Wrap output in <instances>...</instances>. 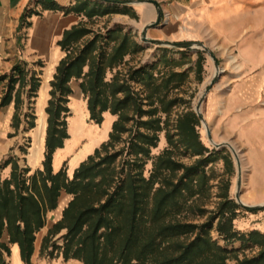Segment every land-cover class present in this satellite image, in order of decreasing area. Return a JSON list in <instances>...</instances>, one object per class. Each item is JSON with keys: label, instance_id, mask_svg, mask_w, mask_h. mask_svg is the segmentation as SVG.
<instances>
[{"label": "trees", "instance_id": "trees-1", "mask_svg": "<svg viewBox=\"0 0 264 264\" xmlns=\"http://www.w3.org/2000/svg\"><path fill=\"white\" fill-rule=\"evenodd\" d=\"M90 32L75 28L59 42L69 53L52 82L43 170L27 178L30 171L22 173L15 166L11 180L0 182V238L6 229L10 243L19 244L23 260L30 264L36 234L65 192L73 199L51 235L67 231L62 245H57L66 260L83 264H231L229 260L237 252L211 236L217 219L216 230L227 246L241 243V249L259 250L253 257L236 258L235 264H264V233L236 229L234 221L242 207L229 198L228 185L221 194L223 202L208 222L199 225L177 220L185 212L205 213L195 205L210 195L212 177L206 168L225 152L205 146L198 131L200 119L193 111L182 114L171 130L170 113L183 101L171 94L189 74L171 72L159 78L153 74L155 66L143 65L130 70L128 77L117 72L108 81L109 71L144 48L128 34L112 40L113 32L107 33V40L97 34L80 47L79 39ZM85 67H89L87 73ZM72 79L82 80L91 122L101 125L106 112L118 118L108 141L70 179L64 169L54 173L52 163L56 149L63 148L70 137L67 118ZM131 82L142 84L145 96L135 92ZM164 131L168 147L153 157L152 150ZM181 157L197 159L186 165ZM149 160L153 167L146 177ZM194 234L189 242L182 241Z\"/></svg>", "mask_w": 264, "mask_h": 264}, {"label": "crops", "instance_id": "crops-1", "mask_svg": "<svg viewBox=\"0 0 264 264\" xmlns=\"http://www.w3.org/2000/svg\"><path fill=\"white\" fill-rule=\"evenodd\" d=\"M75 28L91 31L79 39L81 42L93 40L97 34L107 40L108 32H113L112 40H122L128 34L150 50L148 62L165 60L167 65L179 61L180 72L187 73L190 67L185 64L186 53L174 54L152 44L153 48L148 49L141 41L143 35L172 42L201 40L213 45L215 51L217 45H237L245 74L239 81L223 82L205 105L212 115V137L219 143L233 142L242 153L241 200L249 206H264V0H0L1 183L11 180L15 166L22 173L29 170L27 178L43 170L52 82L69 53L59 42ZM133 59L127 56L121 66L108 72L107 80L124 71ZM88 70L84 68L85 73ZM81 82L72 79L69 84L70 137L53 154V172L67 169L70 179L80 164L109 139L118 118L104 113L101 127L105 135L97 141L101 128L89 124L90 112ZM30 138L29 148L25 143ZM232 191L234 197L237 183ZM67 196L63 192L57 207L47 212L45 226L36 234L30 264H83L76 259L66 260L62 250L57 249L66 230L51 235L73 199ZM234 224L240 231L264 233V207H242ZM0 264H27L19 244L10 243L6 229L0 238Z\"/></svg>", "mask_w": 264, "mask_h": 264}, {"label": "rangeland", "instance_id": "rangeland-1", "mask_svg": "<svg viewBox=\"0 0 264 264\" xmlns=\"http://www.w3.org/2000/svg\"><path fill=\"white\" fill-rule=\"evenodd\" d=\"M88 41L89 40H86L85 42H80L79 46L83 47ZM141 41L143 42V44L147 46L148 49L153 48L152 45H155V44L151 45V43H147L143 40ZM160 41L166 43H184V42L193 43L192 48H177L169 45H164V46L157 45L158 47L163 48V50H167L168 52L169 51L174 52V54L186 53L188 56L185 61V64L187 65V67H190L187 81L171 94L172 97L183 100L176 107H174V109L170 113L169 120L171 123V130L173 131L174 128L173 126L175 125L177 119L182 114H185L186 112L189 111H193L196 113L195 109L199 105L200 101H202L201 114L205 118V124L200 121V126L198 127L201 140L205 144V146L209 148L211 151L212 150L225 151L223 154L219 155V158L215 163L208 165V167L206 168L208 175L212 177L210 180V185H211L210 195L207 199L198 201L195 205L196 207L205 210V213L203 215H196L191 212L190 213L185 212L184 214L178 216L177 218V220H180L182 222L201 225L209 221L212 215L218 210L220 204L223 202V198L221 197V194L224 192L223 190L225 185H228L229 187V191H228L229 198L231 199V196L233 197V193H232L233 186L235 185V183H237L238 175H239L237 160L231 149L227 146L221 149H217L214 143L216 144L229 143L230 145H232L235 148L239 160L241 162L242 178L244 173L242 153L238 151V149L234 146L233 142L219 143L213 137H212L213 142L209 139L206 127L210 129V132L212 131L211 130L212 115L209 114L210 110L206 108L205 103L207 102V99L210 98L213 92L215 91L217 92L218 89L222 88V85L228 84L230 82L233 83L239 81L240 78L243 76V74H245L244 71L246 67L244 66V62L240 59L239 49L237 45L232 47L217 45V49L215 51L213 45L201 40H190V41L184 40V41H175V42L167 41V40H160ZM180 49H184V51L181 52ZM149 54H150V50L143 49L140 53L133 55L134 59L130 61L131 64L126 65L124 71H122L121 74L123 76L128 77L130 70L139 68L143 65H148L151 67L155 66L153 70V74L159 78L162 77L163 75H168L174 71L180 72L182 69V66L179 61H172L173 63L167 65L165 60L162 62H160V60H158V62L155 61L148 62ZM177 57H179V55ZM223 82L226 83L223 84ZM130 85L132 86L135 92H137L141 96H145V91L142 84L131 82ZM165 117L166 116H163L164 119ZM89 124L97 125L91 121H89ZM101 125H99V128H101L100 129L101 135L100 138L97 139V141L101 140L105 135V132L103 131L102 129L103 127H101ZM127 137L128 135L124 136V138ZM31 143L32 140L30 138L29 141H26L25 146L30 148ZM164 143L165 145L163 146ZM123 146L124 143L120 144L119 146H117L116 150L122 148ZM167 147H168V142L166 138V132L164 131L160 134V141L158 147L152 150V156L155 157L161 154L164 151V149H166ZM196 159L197 157L180 158L181 162L186 165L193 164ZM121 161L122 158H120L117 161L118 166L120 165ZM152 167H153V160H149L144 171V175L146 177H149ZM64 170L67 172V169ZM67 197L73 198L72 195H68ZM232 200L236 202V196H234ZM217 223L218 220L216 219L214 222V228L211 231V236L215 241H218L220 245L226 247L229 250H233L237 252L236 255L235 256L233 255L229 260L231 264L236 263V258L244 259L245 257H253L258 253L259 250L257 248L241 249L242 247L241 243H235L230 246H227L225 242L220 238L219 233L216 230ZM195 236L196 234L190 235L186 238H183L182 241L189 242L190 240L194 239Z\"/></svg>", "mask_w": 264, "mask_h": 264}, {"label": "water", "instance_id": "water-1", "mask_svg": "<svg viewBox=\"0 0 264 264\" xmlns=\"http://www.w3.org/2000/svg\"><path fill=\"white\" fill-rule=\"evenodd\" d=\"M150 27L151 26L146 27L144 29V32H146ZM142 40L147 42V43H151V44H155V45H162V46L169 45V46L177 47V48H192L193 47V43H187V42H184V43H166V42H163L160 40L148 39L145 35H143ZM201 105H202V101H200V103L196 107L195 111H196V114L199 117L200 121L205 124V118L201 114ZM206 129H207V134H208L209 139L213 142L210 129L208 127H206ZM214 144L217 147V149H221V148L226 147V146L229 147L236 157L237 165H238V173H239L238 181H237V191H236V195H235L236 196V202L240 206H242L243 208H246L249 210H256V209H260V208L264 207V206H249V205H246L242 202V200H241L242 168H241V162L239 160L238 154H237L235 148L232 145H230L229 143H223V144L214 143Z\"/></svg>", "mask_w": 264, "mask_h": 264}, {"label": "bare ground", "instance_id": "bare-ground-1", "mask_svg": "<svg viewBox=\"0 0 264 264\" xmlns=\"http://www.w3.org/2000/svg\"><path fill=\"white\" fill-rule=\"evenodd\" d=\"M44 124L41 122V130L43 131Z\"/></svg>", "mask_w": 264, "mask_h": 264}]
</instances>
